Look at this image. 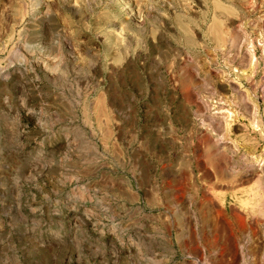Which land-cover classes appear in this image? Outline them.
<instances>
[{
	"label": "rangeland",
	"instance_id": "374dc122",
	"mask_svg": "<svg viewBox=\"0 0 264 264\" xmlns=\"http://www.w3.org/2000/svg\"><path fill=\"white\" fill-rule=\"evenodd\" d=\"M0 264H264V0H0Z\"/></svg>",
	"mask_w": 264,
	"mask_h": 264
},
{
	"label": "bare ground",
	"instance_id": "6f19581e",
	"mask_svg": "<svg viewBox=\"0 0 264 264\" xmlns=\"http://www.w3.org/2000/svg\"><path fill=\"white\" fill-rule=\"evenodd\" d=\"M253 116H254V115H253ZM209 117H210V116H208V118H209ZM211 117H212V116H211ZM212 118L214 119V117H212ZM212 118H211V119H212ZM215 118H216V117H215ZM209 119H210V118H209ZM216 120H217V119H216ZM216 120H214V121L212 120L213 122H212V121H209L210 125H211V123L214 124V122H215ZM217 121H219V120H217ZM217 121H216V122H217ZM220 121H221V120H220ZM220 121H219V122H220ZM219 122H217V125H218ZM215 124H216V123H215ZM217 125H216V127H218ZM222 125H223V124H222ZM220 126H221V125H220ZM207 127H208V126H207ZM209 127H211V126H209ZM216 127H215V125H212V127H211V128H212V131L214 130L213 128H216ZM223 127H224V125H223ZM221 128H222V127H221ZM221 128H219L220 131H222ZM226 128H227V127H226ZM217 129H218V128H217ZM222 129H225V128H222ZM215 130H216V129H215ZM215 130H214V132H217V131H215ZM219 130H218V131H219ZM226 131H227V130H225V132H226ZM223 132H224V130H223L222 132H220V133L222 134ZM217 133H218V132H217ZM220 133H219V134H220ZM214 134H216V133H214ZM219 134H216V136H217V135L219 136V137H218V136L216 137V138H217V140H216L217 142H218V141H222L221 139H224V140L226 139V141H228L229 138H227L228 136L226 137V134H227V133L222 134V135H224V138H223L222 135H219ZM212 135H213V134H212ZM209 136H210V135H209ZM211 138H212V137H211ZM212 139L215 140L214 138H212ZM226 141H225V142H226ZM214 142H215V141H214ZM222 142H223V141H222ZM225 142H223V144H224ZM229 142H230V141H229ZM231 143H235V142H234V141H233V142L231 141ZM216 144H218V143H216ZM225 144H226V143H225ZM220 145H222V144H220ZM218 146H219V144H218ZM229 146H230V145L228 144V147H229ZM232 146H234V144H232ZM232 146H231V147H232ZM236 146H237V145H236ZM231 147H230V148H231ZM237 147H238V146H237ZM237 147H236V148H237ZM236 148H235V149H236ZM232 149H233V148H232ZM232 149H230V150H232ZM235 149H234V150H235ZM238 149H239V148H238ZM234 150H232V152H235L237 149H236L235 151H234ZM223 151H224V150H223ZM230 152H231V151H230ZM244 155H245V154H244ZM250 163H251V162H250ZM252 164H253V162H252ZM252 164H250V166H251ZM253 166H254V164H253ZM257 170H258V168H257ZM257 170H256V171H257ZM259 170H260V169H259ZM256 171H255V172H256ZM220 213H221V211H219V214H218V211H217V215H218V216L220 215ZM235 214L237 215L238 219H240V220H242V219L244 218V217H242V214H241V215H240L239 213L237 214V212H236ZM236 215H235V216H236ZM221 216H222V215H221ZM219 217H220V216H219ZM238 219H237V220H238ZM240 222H243V221H240ZM227 223H228V222H227ZM229 223H230V222H229ZM229 226H230V225H229Z\"/></svg>",
	"mask_w": 264,
	"mask_h": 264
}]
</instances>
